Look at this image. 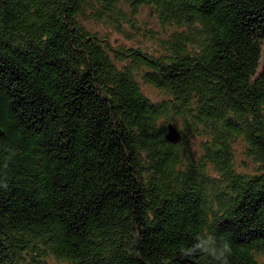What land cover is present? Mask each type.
I'll return each mask as SVG.
<instances>
[{
    "label": "trees",
    "instance_id": "trees-1",
    "mask_svg": "<svg viewBox=\"0 0 264 264\" xmlns=\"http://www.w3.org/2000/svg\"><path fill=\"white\" fill-rule=\"evenodd\" d=\"M204 231L261 264L264 0H0V264H216Z\"/></svg>",
    "mask_w": 264,
    "mask_h": 264
},
{
    "label": "clouds",
    "instance_id": "clouds-1",
    "mask_svg": "<svg viewBox=\"0 0 264 264\" xmlns=\"http://www.w3.org/2000/svg\"><path fill=\"white\" fill-rule=\"evenodd\" d=\"M3 186L6 188L7 184L4 183ZM198 254L210 257L216 264H229L232 248L227 240L218 242L211 231H204L195 236L191 246L180 249L182 258H190Z\"/></svg>",
    "mask_w": 264,
    "mask_h": 264
},
{
    "label": "rangeland",
    "instance_id": "rangeland-1",
    "mask_svg": "<svg viewBox=\"0 0 264 264\" xmlns=\"http://www.w3.org/2000/svg\"><path fill=\"white\" fill-rule=\"evenodd\" d=\"M139 21H141L142 23H144L145 25H147L148 27L152 28L153 30L155 29H160V26L156 20V18L152 15L151 11H149L148 7H142L140 8V12H139ZM88 27L95 33L97 34H104V31L107 30L106 27L98 25V24H88ZM111 40L115 41L118 40L119 42L122 43H126L128 44L129 42H126L124 40H122L120 38L119 35L112 33L111 34ZM140 40V39H137ZM145 42V41H144ZM149 46H151V43H147ZM141 87L143 89V91L145 92V94H147L150 98L152 99H159L161 97V93L159 90H157L156 88H154L153 86L143 83L140 81ZM234 150H235V161L238 167L241 166V162L245 161L247 162V160H249V158L246 155L245 152V148H244V144L241 143V141H238L235 146H234ZM245 169H251V166L247 165V167H245ZM258 259L260 261L261 264H264V254L259 255Z\"/></svg>",
    "mask_w": 264,
    "mask_h": 264
},
{
    "label": "water",
    "instance_id": "water-1",
    "mask_svg": "<svg viewBox=\"0 0 264 264\" xmlns=\"http://www.w3.org/2000/svg\"><path fill=\"white\" fill-rule=\"evenodd\" d=\"M165 138L169 142H176L180 138V130L172 122L167 124Z\"/></svg>",
    "mask_w": 264,
    "mask_h": 264
}]
</instances>
